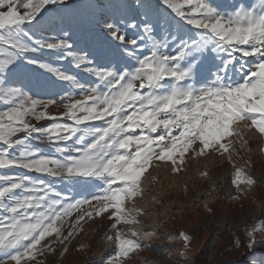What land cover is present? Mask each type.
Segmentation results:
<instances>
[{
  "label": "snow or ice",
  "instance_id": "1",
  "mask_svg": "<svg viewBox=\"0 0 264 264\" xmlns=\"http://www.w3.org/2000/svg\"><path fill=\"white\" fill-rule=\"evenodd\" d=\"M64 61L93 82L58 66ZM0 102V264L63 258L80 222L94 218L109 224L104 264H133L165 237L158 225L135 227L154 214L127 204L143 196L154 163L177 173L189 153L227 156L236 195L226 198L260 203L244 240L234 236L231 246L264 244V159L253 158L245 138H257L264 157V0H123L111 8L0 0ZM41 142L53 152L40 151ZM242 152L248 159L238 165ZM56 183L97 191L74 199ZM201 207L215 212L208 201ZM167 239L182 243L155 246L163 260L144 264H189L194 236L180 230Z\"/></svg>",
  "mask_w": 264,
  "mask_h": 264
},
{
  "label": "rangeland",
  "instance_id": "2",
  "mask_svg": "<svg viewBox=\"0 0 264 264\" xmlns=\"http://www.w3.org/2000/svg\"><path fill=\"white\" fill-rule=\"evenodd\" d=\"M73 2L79 4L81 3V0H73ZM99 2L109 5V8H111L112 5L120 4L123 2V0H99ZM214 2L221 5L225 4V0H214ZM232 2L233 0H227V3ZM240 2L246 5H252L254 2H256V0H240ZM96 39L99 40L100 38L97 37ZM97 51H99V49H97ZM46 59L52 60L54 63H56L52 57H46ZM58 66L66 71H70L72 74L77 75V77L84 82H93L92 77L88 76L82 70L73 68L69 61H64L63 63L58 64ZM4 109L5 105L0 102V110ZM59 111H62V105L60 107L52 106L49 109V112L53 114L58 113ZM33 123H35V121H33ZM40 123L47 124L50 122L41 121ZM175 134H178V132ZM245 138L249 140V145L253 149V152H255L253 158L257 160L264 159V157H261V155L256 152L258 143L257 138L251 137L250 134H245ZM232 139L235 140V138ZM234 146L237 149L240 148L239 143H235ZM37 147H39L40 151L45 154H51L53 152V149L46 142L39 143ZM241 155L243 159H236L238 165H242L244 160L248 159L247 153L242 152ZM216 163L219 165L218 167H214ZM165 165L170 167L168 172L170 178H174V180L169 182L170 185L177 187L180 183H182L183 179H185L186 184L189 181L187 186L190 187L189 190L192 191V197H195L197 192L204 193L205 191L212 190V182H215L216 178L223 177L225 173H232L233 171L231 165L227 162L226 155L211 153L205 154L204 156L193 157L189 153L186 155L185 164L182 166L183 170L177 173L172 172V165L170 162L154 163L145 176L142 177V188L143 181H146L148 178L154 176L157 173L164 172ZM221 169H223V171ZM260 171L261 169L258 164L255 173L258 174ZM202 173H207V176L201 175ZM29 174L33 176L38 175L35 173ZM159 176L162 177L161 174ZM41 178L52 182L51 178L45 176H42ZM223 185L226 186V189L230 190L231 195H236L235 190L231 185V177L221 180L216 186V191H218L217 202L212 204V206L215 208L214 213L202 212L197 206L198 208L195 211L190 209V211H187L188 213L185 214L186 216L194 215V217L197 218V221H199L201 224L208 219H216L214 224L210 225L208 228H203V230L200 231L201 236L199 239L201 240L205 237L206 239L199 253L196 252V254L193 255L192 252H189V264H264V248L261 251L257 245L255 250L249 252L247 249L244 253H242L243 248L237 249L236 247L231 246L234 236L238 235L241 240H244L242 229L254 223L256 218H251L248 221L247 226H241L236 229H234L231 223L237 220L242 221L246 212H250L252 209L255 210L258 206L259 199H257L255 203H252L243 196L240 197V200L227 199L226 197H228L230 194L225 195L222 193L225 190L221 189ZM55 186L74 199H81L84 195L97 191L95 187H90L86 190H70V186L64 184L56 183ZM184 188H186V185L183 183V187L180 188V190L182 189V194ZM177 192L179 191L177 190ZM152 194L153 192L150 191L143 192V196L136 198L135 202H140L141 200L144 201L146 197H149ZM207 197L208 195L203 194L201 196L200 202L205 200ZM189 199V196L183 195L181 202L183 204H188ZM131 204L132 203H128L127 207L133 208ZM195 204L198 205L199 203L195 202ZM84 211H88L87 207L84 208ZM79 214V212H73L71 216L67 218V220L70 222H75ZM108 227L109 224L106 218L86 219L85 221L80 222L79 230L67 242L69 247L68 254L63 258H60L59 256L49 257L46 264H53L54 261H56V264H104V260L108 258L109 249L106 247L104 248L107 241L106 239H102V237H104ZM123 227L127 228V226ZM64 234H67V227H65ZM262 245L264 246V244ZM80 246H83V248L82 250L78 251ZM153 246L154 247L152 250L145 249L139 253L138 257H134L133 264H144L145 260L151 262L154 259L160 257L159 250L157 247H155L159 246V244L153 243ZM57 251L59 252V249ZM171 262L172 264H175V261Z\"/></svg>",
  "mask_w": 264,
  "mask_h": 264
},
{
  "label": "bare ground",
  "instance_id": "3",
  "mask_svg": "<svg viewBox=\"0 0 264 264\" xmlns=\"http://www.w3.org/2000/svg\"><path fill=\"white\" fill-rule=\"evenodd\" d=\"M219 165H216L214 167H218ZM169 170L170 167L168 165L164 166V172L162 173H157L154 176L148 178L146 181H143V189L144 192L150 191L153 192L152 195H150L149 197H146L145 200H141L140 202H133L131 204V206L134 207H139L141 209H143V211L145 212H149V213H153L154 215L152 216H140V219L143 221H147V223L143 224V225H137L135 227H144V228H151L153 225H158V231H160L161 235L164 236L165 238L162 239H154L151 241V243H158L159 246L163 245L165 246V251L167 250V248L169 247H177L179 244L182 243V241H180L179 239H174L173 241H170L169 239H167V236H172V237H177L178 236V232L180 230L186 231L190 234H192L194 236V239L192 241V245H191V251L193 255L200 252L203 243L206 239V237L204 239H199L200 235V231L203 230V228H208L210 225L214 224L215 220L213 218L208 219L206 221H204V223H200L199 221H197V218L194 217V215L189 216V215H185L186 213H188L187 211L193 210L195 211L198 207V209L202 212H206L203 210V208L201 207L202 203L204 201H208L211 205L217 202V198H218V191H216V186L219 184V182L221 180H223L224 178H229L231 177L232 173H225L223 175V177H219L216 178L215 182H212V190L210 191H205L204 193L202 192H197L195 197H192V191L189 190L190 187H188L185 183V179L182 180V183H180L177 187H173L172 185H170V181L174 180V178H170L169 176ZM223 171V169H221ZM162 175L159 176V175ZM214 174V173H213ZM256 176H259L260 173L256 174L254 173ZM163 178V180H162ZM192 182V181H190ZM224 182V181H223ZM228 182V181H227ZM165 183V184H163ZM183 183L186 185V188L183 189V194H182V189L180 190V188L183 187ZM222 190H224L222 193L225 195H229L230 194V190L226 189V186L223 185ZM177 190L179 192H177ZM213 192V193H211ZM203 194L208 195V197L201 201V196ZM211 194V195H210ZM183 195H187L190 197L189 199V203L188 204H183L181 202V199L183 197ZM155 201H160V203H156ZM195 202H198L199 204L196 205ZM195 204V205H194ZM165 205L167 207H165ZM198 206V207H197ZM165 213H167L165 215ZM260 214V203L258 201V206L255 209V211H250V212H246L245 217L242 221L237 220L233 223H231V225L234 227V229L239 228V227H245L248 224V221L253 218V217H257ZM174 216L175 219L172 221V219H169V217ZM157 217H159V219H157ZM163 220V221H162ZM240 221V222H238ZM167 224V227H164V225ZM126 229V228H125ZM145 243H148V241H145ZM259 246V250H263L264 246L262 244H258ZM108 248L109 249V245L108 242L105 243L104 248ZM178 250V249H177ZM242 253H244L247 248H243L242 249ZM189 255V253H188ZM156 259H160L163 260V257L160 256ZM154 259V260H156ZM166 264H172L171 261H166Z\"/></svg>",
  "mask_w": 264,
  "mask_h": 264
}]
</instances>
